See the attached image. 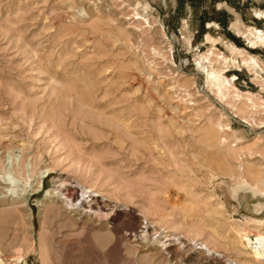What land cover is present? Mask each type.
I'll return each instance as SVG.
<instances>
[{"label": "rangeland", "instance_id": "1", "mask_svg": "<svg viewBox=\"0 0 264 264\" xmlns=\"http://www.w3.org/2000/svg\"><path fill=\"white\" fill-rule=\"evenodd\" d=\"M232 24L264 0H0V264H264V110L234 96L262 105L264 44Z\"/></svg>", "mask_w": 264, "mask_h": 264}, {"label": "bare ground", "instance_id": "2", "mask_svg": "<svg viewBox=\"0 0 264 264\" xmlns=\"http://www.w3.org/2000/svg\"><path fill=\"white\" fill-rule=\"evenodd\" d=\"M232 27L236 30V32L238 33V35L239 36H241L242 38H246V40H248V41H251V42H253V43H256V44H264V32L262 31V30H260V29H255V30H252V29H250V28H248V27H245L244 29H241V28H239V27H237L235 24H232ZM230 47H231V50H232V52L234 53V54H239V52H237V49H236V46H234V45H232L231 43L230 44H228ZM242 53H246V51H244V50H242L241 51V54ZM249 57H248V59H246L245 61H244V63H245V65H247V66H251V67H253L254 69H256V68H261L260 67V65H259V63H258V61H257V58H255L254 56H252V55H248ZM218 59H219V61H221L225 66L224 67H228V65L231 63L230 62V59H228L227 57H225V56H221V55H219V57H218ZM232 62L234 63V64H236L237 63V61L235 60V59H233L232 60ZM228 64V65H227ZM212 70L209 72V77L207 78L208 80H207V82L209 83V84H211V85H215L216 87H217V93L219 94V95H221V97H223V98H225L226 96H227V91H230L231 89H236V87L232 84V82H231V79L229 78H227V77H225L222 73H220V71L219 70H214L213 69V67L211 68ZM262 69V68H261ZM223 70V69H222ZM221 70V71H222ZM260 76V75H259ZM246 94V93H245ZM245 94H243V93H240V92H237L236 94H234V96L237 98L236 100L237 101H246L247 103V106H249L250 105V107H251V110L253 111H256L257 110V108L259 107V109H263L264 110V100L262 101V105H260V106H258V103L254 100V98L252 97V94L253 93H248L247 95H245ZM220 129L222 130L223 129V126H220ZM214 131V130H213ZM215 133H216V131H215ZM211 135H214V132L211 134ZM46 170V169H45ZM43 172H44V170H43ZM47 172V171H46ZM44 175H46V174H44ZM42 176V175H41ZM4 178V177H3ZM3 178H1V179H3ZM4 180V179H3ZM2 181V180H1ZM5 182H7V181H5ZM2 183H3V181H2ZM5 184V183H4ZM39 188H40V186H39ZM50 190V189H49ZM54 191V190H53ZM52 191V192H53ZM56 191H58V190H55V192ZM91 192H89V191H87V190H82V195H85V194H87L88 192L89 193H91V194H89L88 195V198H91V199H89L87 202L88 203H92L95 199H94V197H97V195L96 194H93L92 193V191L93 190H90ZM63 191H61V190H59L58 192H57V196H58V199H63L64 197V195L62 196V193ZM51 193V192H50ZM54 196V195H53ZM56 196V197H57ZM51 197V196H50ZM93 197V198H92ZM80 204H82L83 202H79ZM78 203V204H79ZM45 204V203H44ZM96 204H98L99 205V203H98V201H97V203ZM71 205H72V203H71ZM92 205V204H91ZM91 205H90V207H91ZM93 209V208H92ZM99 209V208H98ZM263 223V222H262ZM165 237H168L167 235L165 236ZM196 244H198V243H196ZM264 244V243H263ZM200 245V249H202V250H205L207 253H209V254H219L217 251H215L214 249H212L208 244H206V243H200L199 244ZM252 250V249H251ZM249 253H251V255H252V257L256 260V261H260V259H261V255H260V252H258V250H256V249H253V251L252 252H249ZM216 255V256H217ZM219 256H221L220 254H219ZM222 256H224V255H222ZM234 263H236V262H234Z\"/></svg>", "mask_w": 264, "mask_h": 264}]
</instances>
